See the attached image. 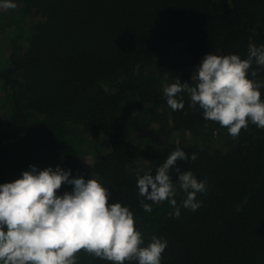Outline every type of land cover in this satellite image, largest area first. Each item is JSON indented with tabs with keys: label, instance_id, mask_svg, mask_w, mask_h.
<instances>
[{
	"label": "trees",
	"instance_id": "1",
	"mask_svg": "<svg viewBox=\"0 0 264 264\" xmlns=\"http://www.w3.org/2000/svg\"><path fill=\"white\" fill-rule=\"evenodd\" d=\"M12 2L17 7L7 11L16 25L0 31L11 41L0 69V184L30 165L59 166L71 170L70 179L108 188L109 204L130 209L145 246L152 236L167 240L161 264H264V129L249 124L234 140L191 108L187 94L178 111L163 94L165 83H190L206 54L246 59L249 45H264V0ZM256 79L264 82V68ZM154 125L168 138L178 132L207 140L145 145L132 138ZM101 137L107 151L84 164L82 147ZM176 149L188 157L170 170L180 216L168 201L145 212L137 176L155 175ZM176 168L207 182L194 212L182 207ZM71 190L62 185L58 195ZM78 257V264H111Z\"/></svg>",
	"mask_w": 264,
	"mask_h": 264
},
{
	"label": "clouds",
	"instance_id": "2",
	"mask_svg": "<svg viewBox=\"0 0 264 264\" xmlns=\"http://www.w3.org/2000/svg\"><path fill=\"white\" fill-rule=\"evenodd\" d=\"M16 7L12 0H0V9ZM260 68H264V45H249L246 59L206 54L190 83L179 78L165 83L163 94L173 111L185 107L181 94H187L191 108L199 107L206 121L226 128L235 140L249 124L264 129L260 91L264 82L256 79ZM196 158L191 156L193 161ZM187 159L184 151L176 149L155 175L137 176L145 212H151L153 204L168 201L179 218L170 170L178 160ZM29 169L21 178L0 184V264H78L81 252L111 264H161L167 240L152 236L145 246L133 213L119 202L109 204V190L97 179H70L71 170L59 166L39 170L30 165ZM175 170L179 188L186 193L182 207L194 212L201 206L196 196L206 192L207 182L198 181L191 171ZM65 184L72 186L71 192L58 195Z\"/></svg>",
	"mask_w": 264,
	"mask_h": 264
},
{
	"label": "rangeland",
	"instance_id": "3",
	"mask_svg": "<svg viewBox=\"0 0 264 264\" xmlns=\"http://www.w3.org/2000/svg\"><path fill=\"white\" fill-rule=\"evenodd\" d=\"M7 12L6 15L2 14ZM15 14L13 12L9 13V10H5V9H0V31L1 28L4 27L5 25L8 24H12V26L16 25V21H14L13 23H11L13 20H11V17L14 16ZM20 25L16 26V29L19 27ZM17 31V30H16ZM11 44V41L9 39V37L6 34V30L2 31L0 33V69L2 68V66L4 65V57H5V49L7 48L8 45ZM0 114H2V112L0 111ZM1 117H5L2 116ZM132 138L135 141H138L142 144L145 145H151V144H155L156 141H160L162 142V140L168 139V141H170V139H176L178 140H183L184 142L188 143V144H202L204 143V141L207 140L206 137H197L195 135H192L190 133H186L183 136L180 135L178 132L177 133H173V135L171 136V138L161 136L158 135V127L157 125L154 126H150V127H146L141 129L138 132H135L134 134L131 135ZM223 141H227V139L222 140ZM220 143V142H218ZM82 151L84 153V157L82 159V162L84 164H91L94 160V157L98 154H103L107 151L108 148V142L107 139L105 137H101L97 140H93V145H90L87 142V145H85L84 147H82ZM176 189V188H175ZM177 193H178V189H176Z\"/></svg>",
	"mask_w": 264,
	"mask_h": 264
}]
</instances>
